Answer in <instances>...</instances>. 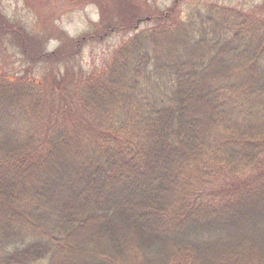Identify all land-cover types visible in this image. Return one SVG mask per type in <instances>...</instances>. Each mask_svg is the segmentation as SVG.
Returning a JSON list of instances; mask_svg holds the SVG:
<instances>
[{"label":"trees","instance_id":"trees-1","mask_svg":"<svg viewBox=\"0 0 264 264\" xmlns=\"http://www.w3.org/2000/svg\"><path fill=\"white\" fill-rule=\"evenodd\" d=\"M83 80L58 119L0 73V264H264V19L177 13Z\"/></svg>","mask_w":264,"mask_h":264},{"label":"rangeland","instance_id":"rangeland-1","mask_svg":"<svg viewBox=\"0 0 264 264\" xmlns=\"http://www.w3.org/2000/svg\"><path fill=\"white\" fill-rule=\"evenodd\" d=\"M209 4L264 19V0H0V73L40 81L46 104L58 119H69L67 87L104 71L113 53L144 29ZM217 182V193L226 194L228 182Z\"/></svg>","mask_w":264,"mask_h":264}]
</instances>
